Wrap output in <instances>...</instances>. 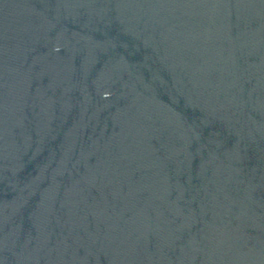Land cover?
Listing matches in <instances>:
<instances>
[{
    "label": "water",
    "instance_id": "95a60500",
    "mask_svg": "<svg viewBox=\"0 0 264 264\" xmlns=\"http://www.w3.org/2000/svg\"><path fill=\"white\" fill-rule=\"evenodd\" d=\"M0 264H264V0H0Z\"/></svg>",
    "mask_w": 264,
    "mask_h": 264
}]
</instances>
